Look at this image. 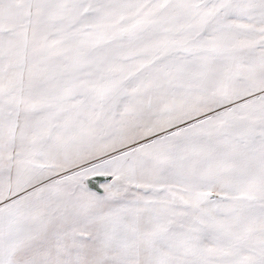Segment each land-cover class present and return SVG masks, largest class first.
Returning a JSON list of instances; mask_svg holds the SVG:
<instances>
[{
    "label": "snow or ice",
    "instance_id": "1",
    "mask_svg": "<svg viewBox=\"0 0 264 264\" xmlns=\"http://www.w3.org/2000/svg\"><path fill=\"white\" fill-rule=\"evenodd\" d=\"M0 264H264V0H0Z\"/></svg>",
    "mask_w": 264,
    "mask_h": 264
}]
</instances>
